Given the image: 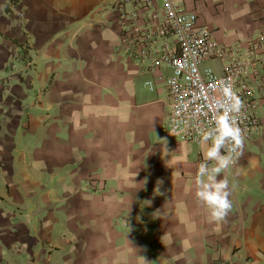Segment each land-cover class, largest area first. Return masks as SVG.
Listing matches in <instances>:
<instances>
[{
    "label": "crops",
    "instance_id": "1",
    "mask_svg": "<svg viewBox=\"0 0 264 264\" xmlns=\"http://www.w3.org/2000/svg\"><path fill=\"white\" fill-rule=\"evenodd\" d=\"M177 1L218 43L264 36V0ZM118 2L0 0V264H264V108L213 222L207 145L167 133L169 72L118 51Z\"/></svg>",
    "mask_w": 264,
    "mask_h": 264
},
{
    "label": "built area",
    "instance_id": "2",
    "mask_svg": "<svg viewBox=\"0 0 264 264\" xmlns=\"http://www.w3.org/2000/svg\"><path fill=\"white\" fill-rule=\"evenodd\" d=\"M114 11L120 23L118 51L145 70L169 72L158 80L170 100L166 131L171 137L200 144L201 130L211 127L210 118L227 107L221 91L225 84L243 105L236 122L244 140L258 135L264 108L263 35L218 43L177 0H120ZM207 61L220 63L222 74L202 70ZM144 85L154 88L151 81ZM93 185L84 182V190L96 191ZM119 224L129 233L137 229L125 218Z\"/></svg>",
    "mask_w": 264,
    "mask_h": 264
},
{
    "label": "clouds",
    "instance_id": "3",
    "mask_svg": "<svg viewBox=\"0 0 264 264\" xmlns=\"http://www.w3.org/2000/svg\"><path fill=\"white\" fill-rule=\"evenodd\" d=\"M221 91L227 107L210 118L211 127L201 130L200 142L207 149L194 181L197 201L207 207L211 220L218 223L224 222L232 209L228 175L242 155L244 144L242 130L236 122L243 105L229 85L225 84Z\"/></svg>",
    "mask_w": 264,
    "mask_h": 264
}]
</instances>
